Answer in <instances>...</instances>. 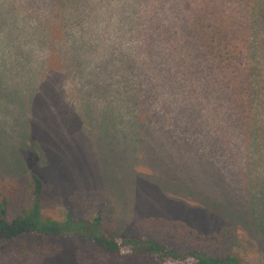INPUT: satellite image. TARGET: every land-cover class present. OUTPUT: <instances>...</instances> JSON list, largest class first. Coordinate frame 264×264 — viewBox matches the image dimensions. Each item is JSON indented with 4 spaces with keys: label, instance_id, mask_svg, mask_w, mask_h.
I'll list each match as a JSON object with an SVG mask.
<instances>
[{
    "label": "rangeland",
    "instance_id": "1",
    "mask_svg": "<svg viewBox=\"0 0 264 264\" xmlns=\"http://www.w3.org/2000/svg\"><path fill=\"white\" fill-rule=\"evenodd\" d=\"M246 1L0 0L19 31L0 40L9 218L31 207L35 172L46 217L94 214L107 192L113 236L264 264V23ZM147 218L185 224L189 241L143 230ZM229 225L247 239L232 243ZM26 240V264H159L82 237Z\"/></svg>",
    "mask_w": 264,
    "mask_h": 264
},
{
    "label": "trees",
    "instance_id": "2",
    "mask_svg": "<svg viewBox=\"0 0 264 264\" xmlns=\"http://www.w3.org/2000/svg\"><path fill=\"white\" fill-rule=\"evenodd\" d=\"M59 3L63 4L62 0H59ZM11 6L13 7L10 10L11 12L18 10L17 6ZM245 6L257 21L264 23V0H252L251 7L246 1ZM5 12L0 11V33H2L0 40L4 43L12 42L19 35L17 34L19 31L13 27L11 20L6 19V16H4ZM24 17L26 16L24 15ZM15 25L16 23H14ZM41 29L43 33L48 34L46 29ZM244 85L247 87L250 82L245 81ZM249 100L250 98H248V102ZM256 101L260 106L262 105L264 113V93H260ZM29 176L33 187L31 207L12 218L8 216L7 194L14 191L16 186L15 183L9 180H3L5 188L0 191V264H26L29 256L27 238L60 240L66 237L86 238L114 256H121L126 253L138 259L150 257L159 264H245L238 256L231 254L219 257L197 249L178 251L173 246L152 237L113 236L101 226L105 213L111 218L116 213L114 199L107 192L97 193V202L101 204V208L97 209L94 214H85V217H74L70 212H67L62 220L46 217L43 215L40 203V197L44 191V182L35 172H31ZM86 202L92 205V201L86 200ZM263 217L264 215L261 216V223ZM162 222V219L147 218L140 220L137 224L143 230L149 229L152 232H158L159 235H165L166 233L172 235L173 233L177 239L189 241L187 240L188 237L183 234V231L185 233L189 230L185 224L167 221L165 225H161ZM243 230L232 225L223 228L225 235L234 244H241L242 241L239 239L240 236L237 231L247 239ZM30 247L42 254H51L54 251V247L50 245Z\"/></svg>",
    "mask_w": 264,
    "mask_h": 264
}]
</instances>
